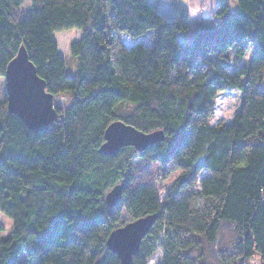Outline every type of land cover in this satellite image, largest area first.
Listing matches in <instances>:
<instances>
[{
	"label": "trees",
	"instance_id": "trees-1",
	"mask_svg": "<svg viewBox=\"0 0 264 264\" xmlns=\"http://www.w3.org/2000/svg\"><path fill=\"white\" fill-rule=\"evenodd\" d=\"M28 1L23 17L24 0H0V76L23 46L63 103L34 131L0 102V209L12 217L0 264H119L109 232L154 213L131 264L156 251L155 264H264V0L220 1L190 38L179 37L185 11L167 17L149 0ZM71 29L81 31L68 48L73 75L52 38ZM231 88L242 95L232 121L208 123L216 93ZM115 120L164 138L101 154ZM151 173L176 177L159 193Z\"/></svg>",
	"mask_w": 264,
	"mask_h": 264
},
{
	"label": "water",
	"instance_id": "water-1",
	"mask_svg": "<svg viewBox=\"0 0 264 264\" xmlns=\"http://www.w3.org/2000/svg\"><path fill=\"white\" fill-rule=\"evenodd\" d=\"M3 77L7 111L16 115L28 129L45 130L55 117L53 96L45 90L44 82L37 75L23 46L19 47L15 56L6 64ZM163 138L161 130L142 132L115 120L105 128L98 151L104 155H113L125 146H132L140 151ZM122 189L123 183L115 184L105 193V203L110 207L118 205ZM157 216V213L148 214L127 221L109 232L106 245L118 256L119 264H131L141 239Z\"/></svg>",
	"mask_w": 264,
	"mask_h": 264
},
{
	"label": "rangeland",
	"instance_id": "rangeland-1",
	"mask_svg": "<svg viewBox=\"0 0 264 264\" xmlns=\"http://www.w3.org/2000/svg\"><path fill=\"white\" fill-rule=\"evenodd\" d=\"M150 3H156V0H150ZM233 4L235 5L234 1ZM231 5L232 8H235L234 5ZM215 4L213 2L207 1V6L204 9V13L201 15L203 21L205 22H212L214 20L213 11L215 9ZM20 13L23 17H26L30 13V6L29 1L24 0L23 5L21 6ZM190 22L192 23L191 17H189ZM192 32V27L190 26L189 29L185 32H181L179 34V37H184L183 34H185V37L190 38V34ZM81 37V31L77 29H71V30H62V31H56L52 33V38L56 42L58 54L65 60L66 62V73L69 75H73L75 73V59L70 56L69 54V44L78 38ZM187 38H185L187 40ZM184 39V38H183ZM234 48H230L226 52V56L228 57L230 63L232 64V55H233ZM251 58V52L248 50L244 57L242 58L239 65L247 66L249 64ZM233 65V64H232ZM5 98V90H4V77L0 76V102L3 101ZM242 101V95L241 91L238 88H231L226 90L218 91L213 98L212 102V112L207 118L208 123H230L232 121V118L234 114L238 111L240 108ZM62 97L59 98H53V105H62ZM207 172L203 171L199 174L196 183H198V179L200 176L205 175ZM176 174L171 175L165 180H158L155 177V173H151V179L153 183L156 185V187L159 189V193H161L164 189H166L175 179ZM129 218L125 215L122 216L121 220H128ZM3 220V219H2ZM4 228L5 222L3 220V223L1 224ZM10 228L5 232L1 231L0 236H4L8 233ZM160 258V252L156 251L151 256V264H155ZM18 259L20 262L24 261V254L20 253L18 256ZM248 264H260L258 259L252 258Z\"/></svg>",
	"mask_w": 264,
	"mask_h": 264
},
{
	"label": "crops",
	"instance_id": "crops-1",
	"mask_svg": "<svg viewBox=\"0 0 264 264\" xmlns=\"http://www.w3.org/2000/svg\"><path fill=\"white\" fill-rule=\"evenodd\" d=\"M150 1V0H149ZM207 1L210 0H156V3H151L155 8L162 12L167 17H172L176 11L183 10L189 17V27L192 29L197 21H203L201 15L204 13V9L207 6ZM213 4L217 5L220 1L223 0H211ZM229 3L232 10H236L237 5L234 0H225ZM233 1L235 5L233 4ZM234 5L235 8H232L231 5ZM214 5V6H215ZM205 22V21H204ZM189 29V28H188Z\"/></svg>",
	"mask_w": 264,
	"mask_h": 264
},
{
	"label": "clouds",
	"instance_id": "clouds-1",
	"mask_svg": "<svg viewBox=\"0 0 264 264\" xmlns=\"http://www.w3.org/2000/svg\"><path fill=\"white\" fill-rule=\"evenodd\" d=\"M0 219H3L5 222V226L0 231H7L9 228L12 227V217L9 216L3 209H0Z\"/></svg>",
	"mask_w": 264,
	"mask_h": 264
},
{
	"label": "snow or ice",
	"instance_id": "snow-or-ice-1",
	"mask_svg": "<svg viewBox=\"0 0 264 264\" xmlns=\"http://www.w3.org/2000/svg\"><path fill=\"white\" fill-rule=\"evenodd\" d=\"M3 223V220L2 219H0V224H2Z\"/></svg>",
	"mask_w": 264,
	"mask_h": 264
}]
</instances>
